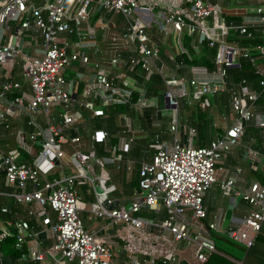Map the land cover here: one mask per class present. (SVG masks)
<instances>
[{
    "label": "built area",
    "instance_id": "built-area-1",
    "mask_svg": "<svg viewBox=\"0 0 264 264\" xmlns=\"http://www.w3.org/2000/svg\"><path fill=\"white\" fill-rule=\"evenodd\" d=\"M95 15L98 16L92 22ZM233 16L243 17L245 23L227 19ZM154 24L166 34L172 29L195 36L193 43L197 48L204 41L211 46L217 44L219 51L213 77H194L189 83L182 77L165 78L157 65L158 41L150 34ZM257 25H264V0L238 7L223 6L220 0H0V121H6L14 108L19 109L28 116L29 125L35 128L29 133L28 141L42 140V152L47 153L50 149L61 158L65 155L61 148L65 137L61 126L53 122L51 110L63 106L66 112L61 115V122L63 125L74 123L75 116L70 112L72 97L78 93L81 80L87 74L77 69L75 76H67L66 71L76 63L92 69L85 91L89 99L82 102L92 116L106 114L102 106H95L93 99L110 106L130 104L143 110L151 101L146 85L154 73L166 79L164 98L170 108L178 110L181 97L196 99L203 95L213 96L223 90L228 70L236 65V57L252 58L264 51L262 45L254 50L243 49L227 39L231 30H240V34L251 37L249 29ZM99 32L103 36L109 35L112 44L101 59L96 56L102 51L98 42ZM9 63L13 67L18 63L21 76L30 82L32 97L28 103L24 95L14 96L21 88V82L9 79L10 76L3 72ZM127 65L129 71L140 75L141 82L134 78V84L127 85L122 81L128 77ZM115 68L122 72L110 78ZM189 84L192 89H189ZM260 86L264 90V77ZM134 91H137V97H134ZM260 95L261 92L252 90L243 81L240 88L231 94V105L237 115L234 123L208 146L182 145L177 124L170 127L172 142L163 141L160 135H156L152 159L143 161L140 167L139 190L133 197L131 208L108 209L98 204L93 206L96 214L109 217L112 223L123 221L135 229L145 225L166 229L175 240L194 245L197 260L201 263L207 262L209 253L216 250L213 231L226 232L234 242L253 246L264 231V184L255 181L242 188L236 178L229 176L226 169L218 164L240 144L252 123L264 128V113L257 111L255 106ZM91 138L93 142H103L107 140L108 132L94 131ZM72 140L76 142L79 138ZM132 140L129 138L124 151L129 150ZM93 158H98L94 148L88 153L75 151L73 159L80 166L79 175L49 180L38 167L18 162L16 152L5 151L0 144V171L4 172L9 185L19 188L13 192L15 199L18 202L35 201L43 212L48 204L57 214L56 222H52L50 217L44 219L55 235V242L47 252L52 255L59 253L76 264H141L136 256L142 251L136 234L130 233L125 237L128 260L116 262L110 247L98 241L83 224L76 184L80 178L92 179L83 163ZM106 161H114V158ZM236 172L242 173V167H237ZM100 178L101 181L105 179L104 175ZM216 183L226 194L234 191V206L238 200L244 199L251 207L234 227L223 228L220 219L196 223L208 217L204 197ZM28 185H32V191L27 190ZM158 205L167 209V217L162 222L154 223L139 215L143 207ZM2 212L8 213L9 209L3 207ZM16 228L18 243L22 245L29 233V223L19 221ZM7 235L8 232L3 230L0 239ZM142 252L151 255L144 264H156L157 260L178 261L168 250L151 247L149 252ZM31 254L36 260H43L45 256L42 251H32ZM0 264H4L1 258Z\"/></svg>",
    "mask_w": 264,
    "mask_h": 264
},
{
    "label": "crops",
    "instance_id": "crops-1",
    "mask_svg": "<svg viewBox=\"0 0 264 264\" xmlns=\"http://www.w3.org/2000/svg\"><path fill=\"white\" fill-rule=\"evenodd\" d=\"M256 0H220L223 6L238 7L246 5ZM108 17H112V14H108ZM239 16L228 17L227 19L235 20ZM117 19V16L114 17ZM242 22H244L243 17ZM154 28L150 29V34L158 41L159 44V59L157 65L161 68L165 78L169 80L173 78H184L188 83L194 77L199 79H210L214 75V71L206 70H193L191 78L177 74L174 70L168 69L166 64L161 59V48L167 46L174 53H179L182 50V39L184 33H177L170 29L168 34L160 32L157 29L156 24ZM190 36V35H189ZM193 37V36H192ZM196 39L194 36L193 41ZM193 44L194 49L200 51L202 44L197 48ZM234 42L236 40H233ZM98 42L101 53H98L97 58L101 59L103 55L108 53L110 43V36H103L101 32L98 35ZM219 47V46H218ZM239 57L235 58L236 65H239ZM12 63H9L4 73L9 75V79L19 80L21 82V88L15 92L14 96L26 97V102L32 97V89L28 79L21 76L19 70V64L15 63L14 67ZM13 67V68H12ZM108 69V66H105ZM80 69L85 71L86 78L83 86L78 89V93L74 94L71 101L70 112L74 114L75 121L72 124L63 125L61 122V115L66 112L63 106H56L51 110L53 122L57 126H61L62 133L65 140L61 144L65 155L60 158L61 164L59 166L53 165V167L47 172L42 173L44 177L49 180L63 179L68 176H78L80 173V166L75 163L73 157L75 151L81 150L83 152H90L95 149L98 158L91 159L88 163H83L87 169H89L92 179H77V193H78V206L80 217L83 221L85 228L95 234L98 241L105 243L110 247L113 253V259L116 262H123L128 260L127 250L125 248V237L130 233L136 234L137 243L140 249L149 252L151 247L160 248L163 250L171 251L178 259L175 264H210L209 256L208 261L201 263L197 260L196 247H191L182 241H177L166 229L159 227H149L145 225L140 229L132 228L126 225L123 221L112 223V220L107 216H99L93 209L94 205L102 204L103 201H109L107 205H103L108 209L128 207L132 202L137 187L132 184L134 180L140 179V167L145 160H151L155 152L152 147L156 135H160V139L166 142H172L173 134L170 130L172 124L178 125V136L182 145L189 147H196V134L197 131L192 133L193 127H191L187 121H189L188 115L182 113L183 110L170 108L164 98V90L166 88V79L158 73H154V76L159 75L164 80V85L161 87L156 79L150 78L155 87L156 93L151 95L150 104L143 110L135 109H122L120 112L113 114V118L110 119L111 114H105L104 116H92L91 112L86 109L82 104L85 100L89 99L85 95L87 91V82L92 74L91 67H86L79 63H76L74 67L66 71V75L72 77V72ZM128 77H124V81L127 85L134 84V78L138 82L142 81L139 74L132 76L129 74V69L126 66ZM260 69L264 73V64L260 66ZM115 70L112 71L110 78H113L114 74H119ZM262 73V74H263ZM84 80V79H82ZM82 82L80 83V85ZM243 82L240 83V86ZM248 86L254 90L250 84ZM147 87V85H146ZM189 89L192 87L189 84ZM148 90V89H147ZM260 92V91H258ZM13 96V95H12ZM213 97V96H212ZM231 97V96H230ZM185 98L189 105L193 104L194 99L191 97ZM96 107L102 106L112 107L109 104H105L101 101L94 100ZM209 103V99H205ZM231 102V99H230ZM124 105V104H123ZM119 106V105H116ZM232 106V105H231ZM114 107V106H113ZM1 110V109H0ZM106 112V109H105ZM264 113V111H262ZM237 115L233 110L229 116L221 113L218 106V112L213 115L214 123L212 124V140L223 135L226 130L232 126ZM29 119L26 114L22 113L19 109L14 108L7 115V120L0 121V144L5 151L16 152L18 162L26 163L32 166L35 165V160L42 153L43 142H31L29 140V133L35 130L34 127L28 123ZM251 126V125H250ZM249 126V127H250ZM48 128V125H46ZM222 128L224 131L222 134H218L216 128ZM196 130V128H194ZM97 130H104L108 132L107 140L103 142H93L91 134ZM78 137L79 140L74 142L72 138ZM132 138L130 148L128 151H124V147ZM26 140V142H25ZM255 139L249 137L248 134H244L240 144L232 149L218 164L219 167L226 169L229 176L236 178L238 186L245 188L249 187L255 181H259L256 176V171H264L261 166H264V152L254 148ZM211 143V142H210ZM209 143V144H210ZM208 144V145H209ZM114 158V161H106V159ZM37 167V166H36ZM242 167L243 172L237 173L236 168ZM42 172V171H41ZM104 175L106 189L103 193H98L96 190L97 185L100 184V176ZM222 176V174H220ZM137 189V190H136ZM28 191H32V185H28ZM19 191V188L15 185H9L5 174L0 171V228L7 232H11V227L15 226L19 221H27L30 229L22 245L25 246L27 253L19 259H11L0 253V258L4 264H76L63 258L59 253L50 254L47 252L48 248L55 242V235L51 229L50 224L44 223V219L51 218L52 222L57 221V214L50 206L46 205V210L43 212L40 204L33 202H18L13 192ZM234 191L229 194L224 193L218 183L214 184L205 194L204 203L207 208L208 217L206 219L198 220L196 223H208L210 221L220 219L223 228L234 227L239 224L245 217L242 213V208L237 205H233ZM7 207L8 213L2 212V208ZM251 209V207H250ZM230 211V216L227 219V213ZM167 213L164 205H158L155 207H143L139 212L141 217L146 218L154 223H160L163 221ZM225 221L227 223L225 224ZM17 229V228H16ZM18 232V230H17ZM32 251L44 252L43 260H36L32 257ZM142 251L138 252L136 256L140 260L141 264H144L145 260L151 255L145 254ZM225 257V256H224ZM226 259L228 256L225 257ZM235 264H242L239 261L228 258ZM212 260L211 264H228L223 261Z\"/></svg>",
    "mask_w": 264,
    "mask_h": 264
},
{
    "label": "trees",
    "instance_id": "trees-1",
    "mask_svg": "<svg viewBox=\"0 0 264 264\" xmlns=\"http://www.w3.org/2000/svg\"><path fill=\"white\" fill-rule=\"evenodd\" d=\"M97 16L98 15L93 16L91 21L94 22ZM234 21L243 24L241 17L236 18ZM249 30L252 32L251 37H248L247 34H240V30H231L227 39L229 41L236 40V44L243 49L254 50L258 45L264 46V25L250 27ZM193 39L194 36L185 35L182 39V50L179 53H174L167 46L161 48V59L163 63L166 64V67L174 70L179 75L189 78H191L193 70L214 71L216 69V60L219 51L217 44L211 46L208 41H204L200 51L197 52L192 44ZM238 60L239 65H235L228 70V76L223 90L213 95V97L210 95H203L202 97L196 98L192 105H189L185 98H183L180 103V109L183 110L182 113L188 115V124L196 128V147H205L211 142L212 124L214 123L213 115L218 112V106L220 107L221 113L226 116L230 115L232 111L230 96L234 90L239 89L241 82L246 81L254 89L261 92L255 106L257 111H264V90H262L260 86V80L264 77V74L260 71V66L264 64V51L254 54L252 58L240 55ZM113 71L115 72V70ZM116 71L119 72L117 69ZM71 73L72 77L75 76V72L71 71ZM130 73L132 76H136L133 72H129V74ZM152 78L156 79L157 83L165 88L163 83L164 80L160 78L159 75H153ZM81 82L82 84L79 85L80 88L83 86L85 79L81 80ZM147 89L149 95L156 93L157 90H154L155 87L152 80L148 81ZM137 96V91H134V97ZM205 99H209V103H207ZM130 108V104H124L106 107L105 109L107 114H111L110 119H112L114 117L113 114L120 112L122 109ZM216 131H218V134H222L224 130L218 127ZM245 134L255 139L254 148L264 152V128H258L252 123L251 126L246 129ZM255 174L264 184V171L257 170ZM132 184L139 190V180H134ZM238 207L242 208L241 214L244 216L250 211V205L244 199H240L237 208ZM166 217L167 213L165 218ZM11 228V232H8L7 236L0 239V253L11 259H19L27 253V250L24 245L18 243L16 227L12 226ZM1 233L2 229L0 228V234ZM212 236L215 241L216 250L208 255L210 264L212 260L235 264L228 258L239 261L242 264H264V231L258 235L255 244L251 247H246L245 245L234 242L228 237L226 232L213 231ZM224 256H228V258L226 259ZM156 264L175 263L157 260Z\"/></svg>",
    "mask_w": 264,
    "mask_h": 264
},
{
    "label": "water",
    "instance_id": "water-1",
    "mask_svg": "<svg viewBox=\"0 0 264 264\" xmlns=\"http://www.w3.org/2000/svg\"><path fill=\"white\" fill-rule=\"evenodd\" d=\"M61 164L60 158L56 155V153L53 150H47V153H40V155L35 160V165L44 173H47L53 165L59 166ZM105 179H103L99 185H97L96 190L98 193H103V190H105ZM109 201L105 200L103 201V205H107ZM131 203L128 205L127 209L131 208ZM230 211L227 213V219L230 216ZM227 221H225V224Z\"/></svg>",
    "mask_w": 264,
    "mask_h": 264
},
{
    "label": "rangeland",
    "instance_id": "rangeland-1",
    "mask_svg": "<svg viewBox=\"0 0 264 264\" xmlns=\"http://www.w3.org/2000/svg\"><path fill=\"white\" fill-rule=\"evenodd\" d=\"M2 108V106L0 105V109ZM262 170H264V166H261ZM191 247H193L194 249V245H191Z\"/></svg>",
    "mask_w": 264,
    "mask_h": 264
}]
</instances>
